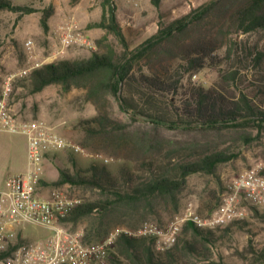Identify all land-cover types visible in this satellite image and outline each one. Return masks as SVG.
I'll list each match as a JSON object with an SVG mask.
<instances>
[{"label": "rangeland", "instance_id": "obj_1", "mask_svg": "<svg viewBox=\"0 0 264 264\" xmlns=\"http://www.w3.org/2000/svg\"><path fill=\"white\" fill-rule=\"evenodd\" d=\"M11 1L15 5L33 8L35 12L20 16L9 10L0 11V95L8 78L15 76L11 83L12 91L9 99V105L15 116L22 121L43 120L56 127L66 141L84 150L82 153H74L68 148L48 160L43 178L47 185H41L38 193L41 197L50 199L54 192L60 191L66 198L79 200L81 204L95 201L101 197L99 189L86 185L53 186L50 184L60 179L61 170H68L72 175L83 171V175L90 177L89 168L98 164L106 166L118 178L123 167L134 168L137 166L136 163L126 162L123 158H114L111 153L116 150L115 145L105 144L100 138H92L85 128L80 126L81 121L99 114L97 107L86 100L84 90L74 89L66 93L60 86L52 85L40 93L32 94L28 88L20 85L19 81L27 78L35 68L44 64L61 60L77 61L91 57L101 50L98 40L104 36H108V43L119 54L124 52V46L115 35L107 33L106 30L89 27L101 21L103 0ZM114 2L131 51L140 48L159 30H170L177 20L202 7L215 6L203 20L191 24L185 34L174 30L171 34L173 37L158 46L157 54L152 59L138 62L136 71L139 72L142 69L144 72H149V68L155 67L159 72L168 70L170 74H173L183 62L182 58L187 45L202 40H213L221 45L216 55L223 58L224 63L186 74L184 84L189 86L198 84L206 88L224 87L233 93L236 88H240L249 92L252 97L257 93L255 91V85L258 84L257 76L252 69H248L249 67L239 65L241 51L233 44L238 42L264 45V32L252 34L239 32L237 27L231 21L229 22L230 16L228 17L227 12L231 10L230 1L160 0L159 7L153 3V0L140 2L114 0ZM47 12H52V15L48 20V30H45L42 18ZM67 26H74L76 33L93 41L96 49L76 45L63 49L61 37L63 29ZM28 41L33 42L32 48L26 45ZM231 47L230 56L228 52ZM235 70H239L238 85L226 83L223 75ZM124 95L130 103L138 106V109H144L156 115L159 118L157 120L171 123L179 119L168 99L148 97L140 93L133 85L124 87ZM179 100H181L180 97L176 101L177 104ZM257 102L261 104L260 99ZM108 111L113 119L129 125L133 132H148L156 138L178 144L212 146L236 156L230 162L220 164L216 176L202 173L190 176L182 194L180 211L176 214L161 211L160 215L152 216L147 223L165 228L172 222L186 218L190 210L202 217L198 213L201 202L209 201L216 196L221 197L222 203L227 186L241 172L254 166H260L264 170V131L259 133L258 130L252 129L230 131L171 129L144 121L150 118L140 114L138 116L141 119L135 120L120 108L114 98L109 100ZM249 134L252 139H246L245 136ZM27 144L28 139L25 135L0 129V180L2 177H9L26 169ZM106 159L108 162H105ZM258 212L249 209L243 220L234 225H228L230 230L227 229L228 226L213 229L218 236V242L211 247V259L189 258L186 262L188 264H264V208H259ZM95 217L96 214L78 225L67 223L66 226L71 230H82L86 233V228ZM210 217L211 215L202 218ZM186 223L183 222L182 228ZM118 228L138 229L125 225ZM49 234L46 229L34 225H29L26 230V237L33 242L47 238ZM155 248L159 250L157 244ZM115 252L116 246L104 264H110L109 257Z\"/></svg>", "mask_w": 264, "mask_h": 264}, {"label": "trees", "instance_id": "obj_2", "mask_svg": "<svg viewBox=\"0 0 264 264\" xmlns=\"http://www.w3.org/2000/svg\"><path fill=\"white\" fill-rule=\"evenodd\" d=\"M228 1L231 3V10L227 12L229 22L239 32H264V0ZM153 3L160 6V0H153ZM102 7L101 21L89 27L104 29L115 35L124 46L122 54L108 43V36H104L98 40L101 50L91 57L44 64L19 81L32 94L40 93L52 85L60 86L66 93L74 89L84 90L86 100L97 107L99 114L81 121L80 126L92 138H100L105 144L115 145L116 150L111 153L114 158H123L137 165L134 168L123 167L118 178L106 166L98 164L89 168L90 177L83 175V171L72 175L68 170H61L60 179L50 184L86 185L99 189V199L80 204L65 220L66 224L78 225L96 214L84 233V241L88 245L98 244L122 225L140 228L152 216L160 215L161 211L178 213L190 176L198 173L216 176L220 164L228 163L236 157L212 146L178 144L156 138L148 132H133L129 125L111 117L108 111L110 98H114L120 108L135 120L140 118V114L150 118L144 121L171 129L264 131V45L233 44L241 51L239 65L249 67L257 76V93L253 97L240 88H236V93H233L224 87L206 88L198 84H184L186 74L224 63L223 58L216 55L221 45L213 40L187 45L183 62L173 74L168 70L159 72L155 67L149 68V72L142 69L136 71L138 62L152 59L157 54L158 46L173 37L171 34L174 30L185 34L191 24L203 20L215 6H205L192 12L177 20L170 30H159L135 51L129 50L114 0H103ZM1 10H9L20 16L35 12L33 8L15 5L11 0H0ZM51 15L52 12H47L42 18L45 30H48ZM231 52L232 47L228 55L231 56ZM238 75L239 70L228 71L223 79L228 84L238 85ZM128 85L135 86L148 97L168 99L178 121L165 123L157 120L159 118L156 115L138 109L124 95V87ZM178 97L181 99L179 104L176 102ZM259 99L261 104L257 102ZM245 137L252 139L251 134ZM41 185L47 184L41 180ZM220 205L221 197L214 196L200 203L198 213L206 218ZM253 209L259 213L258 208ZM227 229L230 230V227ZM179 236L172 248L161 251L155 248L156 240L152 237L123 234L117 240L116 252L109 257L110 264H188L186 261L189 258L209 260L212 257L211 247L218 242L215 230L201 228L193 222H187ZM6 256L0 254V259Z\"/></svg>", "mask_w": 264, "mask_h": 264}, {"label": "built area", "instance_id": "obj_3", "mask_svg": "<svg viewBox=\"0 0 264 264\" xmlns=\"http://www.w3.org/2000/svg\"><path fill=\"white\" fill-rule=\"evenodd\" d=\"M61 43L63 49L73 45L96 49V44L76 33L74 26L63 29ZM26 45L32 48L33 42L28 41ZM14 77L8 78L0 95V129L27 137L28 163L24 171L10 175L0 189V254H7L0 259V264H104L123 234L152 237L158 249L164 251L177 243L183 222H193L204 229H216L243 220L249 209L264 208V170L254 166L230 182L220 207L210 218L203 219L190 210L186 218L165 228L153 223L136 230L117 228L100 243L86 244L84 232L71 230L65 223L81 202L66 198L60 191L54 192L50 199L38 193L48 160L68 148L74 153L84 150L66 141L56 127L43 120L22 121L15 116L9 105ZM29 225L44 228L50 234L33 242L26 237Z\"/></svg>", "mask_w": 264, "mask_h": 264}, {"label": "crops", "instance_id": "obj_4", "mask_svg": "<svg viewBox=\"0 0 264 264\" xmlns=\"http://www.w3.org/2000/svg\"><path fill=\"white\" fill-rule=\"evenodd\" d=\"M7 178H8V176L1 178V180H0V189L5 186V183H6Z\"/></svg>", "mask_w": 264, "mask_h": 264}]
</instances>
